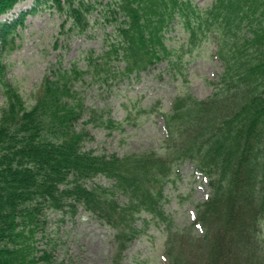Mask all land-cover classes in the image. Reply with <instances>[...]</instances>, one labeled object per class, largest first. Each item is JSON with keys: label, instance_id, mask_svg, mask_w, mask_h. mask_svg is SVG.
<instances>
[{"label": "trees", "instance_id": "1", "mask_svg": "<svg viewBox=\"0 0 264 264\" xmlns=\"http://www.w3.org/2000/svg\"><path fill=\"white\" fill-rule=\"evenodd\" d=\"M20 1L0 0V16ZM54 1L66 16L63 27L71 21V30L85 32L100 8L102 20L115 23V35L102 52L88 50L85 64L50 68L31 106L5 82L0 264H58L49 240L39 248L38 235L47 212L74 215L80 206L115 231L110 264H122L126 249L152 222L164 225L165 264H264V0H214L205 7L195 0ZM28 12L0 21L2 80L5 46ZM179 23L191 42L209 36L216 43L223 71L212 95L176 96L162 112V151L88 148L93 135L84 122L114 129L121 121L88 105L82 86L112 87L170 58L167 32ZM188 160L210 193L181 228L165 209L164 187ZM100 176L109 182H98Z\"/></svg>", "mask_w": 264, "mask_h": 264}, {"label": "rangeland", "instance_id": "2", "mask_svg": "<svg viewBox=\"0 0 264 264\" xmlns=\"http://www.w3.org/2000/svg\"><path fill=\"white\" fill-rule=\"evenodd\" d=\"M213 1L195 0L201 7ZM22 11H29L24 24L13 32L14 40L5 46L2 56L6 69L5 79L0 77V117L7 102L6 81L31 106L50 68L70 67L75 61L85 64L88 50L102 52L115 35V23L102 20L100 8L91 15V24L85 32L71 30V21L63 27L66 16L58 12L54 0H21L12 11L1 15L0 21H11ZM167 37L174 48L171 57L163 58L141 76L127 78L112 87L97 82L82 86L88 105L106 108L121 121L114 129L81 124L93 135L87 142L88 148L119 154L162 151L165 137L162 112L170 110L176 96L212 95L214 81L223 71L215 41L208 36L191 42L180 23L167 32ZM97 181L109 182L103 176ZM209 193L208 183L194 163L190 160L180 163L164 187L165 209L173 226H188L197 204L207 199ZM163 229V224H149L126 249L122 264H165ZM114 237L115 231L109 225L80 206L74 215L47 212L46 228L38 235V246L46 247L49 240L58 264H110L116 251Z\"/></svg>", "mask_w": 264, "mask_h": 264}, {"label": "bare ground", "instance_id": "3", "mask_svg": "<svg viewBox=\"0 0 264 264\" xmlns=\"http://www.w3.org/2000/svg\"><path fill=\"white\" fill-rule=\"evenodd\" d=\"M17 9V8H16Z\"/></svg>", "mask_w": 264, "mask_h": 264}]
</instances>
